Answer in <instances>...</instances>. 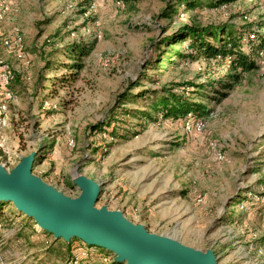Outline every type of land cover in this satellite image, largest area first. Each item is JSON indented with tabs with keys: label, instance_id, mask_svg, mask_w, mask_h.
Wrapping results in <instances>:
<instances>
[{
	"label": "rangeland",
	"instance_id": "374dc122",
	"mask_svg": "<svg viewBox=\"0 0 264 264\" xmlns=\"http://www.w3.org/2000/svg\"><path fill=\"white\" fill-rule=\"evenodd\" d=\"M207 1H7L0 67L13 79L10 99L0 85V164L10 170L35 151L33 172L67 196L80 194L73 178L86 176L101 185L99 208L211 249L218 264H264V54L247 45L264 34V0ZM186 25L241 32L257 68L178 57L188 45L169 38ZM15 32L24 59L2 45ZM73 44L92 49L75 58ZM232 74L238 81L224 89ZM171 94L207 115L188 124L160 117L150 106ZM113 126L115 137L104 130ZM1 209L0 264H68L82 247L55 243L12 204Z\"/></svg>",
	"mask_w": 264,
	"mask_h": 264
},
{
	"label": "water",
	"instance_id": "95a60500",
	"mask_svg": "<svg viewBox=\"0 0 264 264\" xmlns=\"http://www.w3.org/2000/svg\"><path fill=\"white\" fill-rule=\"evenodd\" d=\"M36 158L34 151L10 170L0 164V202L12 204L54 240L77 239L113 254L118 264H218L211 249L202 251L151 233L122 211L97 207L101 185L86 176L73 178L77 197L65 195L33 172Z\"/></svg>",
	"mask_w": 264,
	"mask_h": 264
},
{
	"label": "trees",
	"instance_id": "16d2710c",
	"mask_svg": "<svg viewBox=\"0 0 264 264\" xmlns=\"http://www.w3.org/2000/svg\"><path fill=\"white\" fill-rule=\"evenodd\" d=\"M233 1L234 0H208L207 3L210 7L217 8L222 5H227ZM195 6L196 4L193 3L187 5V7L190 8H195ZM252 35L254 36L251 40L247 35V45H249L248 51L250 53L256 52L258 54V52H261L264 54V34L259 35L258 32H254ZM257 38H259V42H257ZM243 39V34H241V32L239 34V32L234 29H224L223 27L214 26L195 27L192 25H186L178 28L177 31L169 38L172 43L174 42L173 44L181 42L187 43V51L189 52L185 54L177 53V56L180 58L185 60H196L203 57L206 61H221L222 63L226 61V63L230 66L231 71H237L240 73L249 72L257 68L256 62L251 57L252 54H249L247 48H244V45L242 44ZM91 49L92 46L90 48H85L82 44H73L71 45V49H69V51L73 57L82 58L87 56ZM71 77V79L62 77L56 80H51V83L52 85H55L57 82H70L75 78L74 74ZM229 78L232 82L224 84L222 86L224 89H231L232 84L238 81L239 75L232 74L229 75ZM221 95L223 96L224 94ZM150 108L160 117L165 119H185L188 115H191V120L198 121L200 118L205 117L208 112L206 107L202 104L187 100L177 94H171L170 97H159L158 100L150 106ZM129 113L136 115L134 112ZM142 115L148 119H152L147 113H142ZM104 130L112 137L117 135L115 126L112 127V130H109V128H104ZM4 203L5 202H0V221L2 220L1 206L4 205ZM263 207L262 209L264 210ZM53 241L55 243L58 242L57 240ZM74 242L80 243V246H82L80 248H93V252L108 254L102 249L88 247L77 239L71 240L68 244L63 243L64 245L72 246ZM113 264L118 263L114 261Z\"/></svg>",
	"mask_w": 264,
	"mask_h": 264
},
{
	"label": "built area",
	"instance_id": "2783aa9c",
	"mask_svg": "<svg viewBox=\"0 0 264 264\" xmlns=\"http://www.w3.org/2000/svg\"><path fill=\"white\" fill-rule=\"evenodd\" d=\"M7 1L9 0H0V20L4 19V16L6 14L5 4ZM2 45L7 50L14 52L15 56L18 59H24L25 56L22 46V37L18 32H15L14 36L10 39L3 38ZM2 66V68L0 67V85L2 86L1 88L4 91V97L10 99L12 97V92L9 90V85L13 79V76L8 70V67H5V65ZM5 107L6 106L4 104L1 106L2 109H5ZM185 121L187 122V124L188 122L192 121L191 115H188V117L185 118ZM198 122L201 121L198 120ZM259 252L262 253L261 251ZM95 259H100V264H113V262L115 261V259L109 256V254H100L97 252H93V248H79L72 253V257L68 264H95Z\"/></svg>",
	"mask_w": 264,
	"mask_h": 264
}]
</instances>
